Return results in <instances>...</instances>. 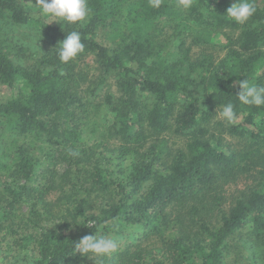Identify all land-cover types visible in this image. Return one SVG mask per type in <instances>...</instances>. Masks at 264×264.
Returning <instances> with one entry per match:
<instances>
[{
	"label": "trees",
	"instance_id": "obj_1",
	"mask_svg": "<svg viewBox=\"0 0 264 264\" xmlns=\"http://www.w3.org/2000/svg\"><path fill=\"white\" fill-rule=\"evenodd\" d=\"M235 2L194 0L182 9L177 0H162L159 8L149 0H88L92 11L86 22L69 24L46 22L20 0H0L1 14L51 42L27 64L13 58L0 39V85L6 91H0V165L13 178L6 187L9 201L0 203L24 202L33 215L60 219L19 233L26 249L22 262L95 264L94 257L74 249L96 231L120 241L103 264H228L244 244H251L252 254L264 244V106L244 105L236 96L240 80L264 85V0H255L257 12L244 25L227 16ZM164 17L179 18L184 28L209 38L224 28L239 34H224L225 56L197 76L183 30L179 43L158 49L151 28ZM107 25L124 30L112 47L96 38ZM71 31L81 34L85 52L65 64L59 43ZM89 53L100 65L98 85L115 77L119 94H107L102 127L106 137L122 141L116 148L109 149V140L96 148L86 144L90 101L80 93L75 66ZM229 102L238 116L229 129L246 137L242 150L210 130L216 111ZM168 131L183 136V145L170 147L162 136ZM109 150L113 156H107ZM254 166H259L258 183L223 210L220 188ZM57 190L66 203L57 204L59 212L49 199ZM1 209L0 234H12L10 216ZM247 227L248 239L237 242Z\"/></svg>",
	"mask_w": 264,
	"mask_h": 264
},
{
	"label": "rangeland",
	"instance_id": "obj_2",
	"mask_svg": "<svg viewBox=\"0 0 264 264\" xmlns=\"http://www.w3.org/2000/svg\"><path fill=\"white\" fill-rule=\"evenodd\" d=\"M20 1L32 12V14L38 15V9L35 6L36 0ZM52 19L54 18L43 20L52 23L54 22H51ZM191 29L190 27L184 28L179 18L164 17L153 23L151 31L157 42L158 49H162L163 52L171 48L174 44L179 43V37L181 38L179 31L183 30L182 37L186 41V46L190 48L189 55L191 57V62L196 63L195 65L197 67L195 69L197 76H200L208 67L211 68L219 64L225 56L227 51L225 44L228 42L225 35L237 37L239 34L238 29L224 28L217 32L212 38H209L207 33ZM123 31V27L107 25L99 29L96 38L100 43L112 47L119 42ZM0 39L4 40L10 46L12 52L11 56L13 58L22 60V62L27 64L33 63L34 60L51 46L49 38L40 31L34 29V27L14 24L7 16L1 13ZM262 50L264 51V46ZM200 64H202V66ZM75 73L80 93L90 101V110L86 117V122L87 120L89 121L86 135L87 147L96 148V145H98L101 140H109V149L116 148L115 146L119 145L122 141L118 140L116 137H106V129L102 127V122H105L104 117L106 116L104 103H106L107 94H119L114 75L108 76L104 83L98 85L101 78V69L93 53H89L76 61ZM1 89L6 93L4 87L0 85V91ZM220 111L221 109H218L216 111L217 113L212 118L210 123L211 133H216L218 137H222L225 144L229 145L231 148L242 150L246 144V137L242 138L232 134L229 129L230 124L219 117L218 113ZM162 136L167 141V144L173 148L182 146L185 139L183 136H179L170 131L165 132ZM150 139L152 140V138ZM37 150L38 149L34 151L36 154ZM113 154V151L109 150L107 156H113ZM4 159L8 160L6 156ZM132 160L131 158L126 159L125 164L130 165ZM113 168L117 176L118 174L116 172H118V167L114 166ZM253 168L255 170H249L245 174L239 176L237 180L223 185L220 188L222 193L219 195L223 196V199L219 206L223 204V210L227 209L242 192L245 190L248 191L258 183L259 176L257 171L259 166H254ZM63 170L64 167L61 165L59 171L63 172ZM12 181L13 178L10 176V171L0 165V199L5 198L9 201L10 197H6V187L8 184H11ZM53 194L54 195L49 197V199L54 201L52 203L54 209L56 212H59L60 208L57 207V204L60 203L64 207L66 203L65 200L61 198L62 196L59 190ZM57 196L58 198L55 200ZM0 204L3 208H0L1 213H3L4 216H10L8 217L7 223L12 224V234L9 233V230L0 234V260L3 261V264H28L27 262H22V259H24L23 254L26 252V249L19 245V233L23 230H30L31 228L37 231L41 230L54 221L59 222L60 219L59 217H57V219L45 213L39 216L33 215L29 211L30 208L28 204L24 202L14 207H9L7 202H1ZM54 209L52 208V210ZM6 210H10L9 215ZM13 230L16 232L14 233ZM249 230V227L243 229L235 238L237 242H246ZM250 245L251 244H244L237 251H233L228 259V264H264V244H259L255 254L251 253L254 249L253 247L249 248Z\"/></svg>",
	"mask_w": 264,
	"mask_h": 264
},
{
	"label": "clouds",
	"instance_id": "obj_3",
	"mask_svg": "<svg viewBox=\"0 0 264 264\" xmlns=\"http://www.w3.org/2000/svg\"><path fill=\"white\" fill-rule=\"evenodd\" d=\"M193 2L194 0H177V7L189 9ZM149 4L153 8H159L162 0H149ZM35 6L40 18H54L51 22L62 20L69 24L86 22L92 11L88 0H36ZM256 12L255 0H236L226 10L227 16L240 25L246 24ZM84 52L85 44L78 31L69 32L66 38L59 43L58 56L62 63L67 64ZM238 86L240 91L236 96L240 103L257 108L264 106V85L244 79L238 82ZM218 115L230 125H235L238 122L237 113L231 102L225 104ZM119 227V224H115L113 229L118 230ZM119 247L120 241L117 237L98 234L96 231L95 235H85L76 242L74 251L84 256L94 257L95 264L97 262L103 264L104 258L117 252ZM0 264H3L2 260H0Z\"/></svg>",
	"mask_w": 264,
	"mask_h": 264
}]
</instances>
